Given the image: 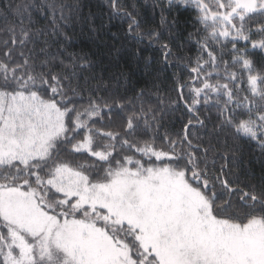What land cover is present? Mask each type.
<instances>
[{
	"label": "snow or ice",
	"instance_id": "6c2138e0",
	"mask_svg": "<svg viewBox=\"0 0 264 264\" xmlns=\"http://www.w3.org/2000/svg\"><path fill=\"white\" fill-rule=\"evenodd\" d=\"M176 5L192 31L174 52ZM153 6L144 29L107 0L122 39L106 46L159 45L179 70L164 94L68 51L79 0H0V264H264V166L240 146L264 157V0Z\"/></svg>",
	"mask_w": 264,
	"mask_h": 264
},
{
	"label": "trees",
	"instance_id": "16d2710c",
	"mask_svg": "<svg viewBox=\"0 0 264 264\" xmlns=\"http://www.w3.org/2000/svg\"><path fill=\"white\" fill-rule=\"evenodd\" d=\"M68 3H74L75 0H66ZM126 3L136 5L139 18L144 21L143 28H155L160 25V10L154 8V0H125ZM80 11L73 20L68 22L64 30L70 38L68 43L69 52L86 54L97 67L91 71L99 74L101 68H108L105 78L113 74L123 73L121 83L126 86H144L145 82L149 83L155 79L157 85L161 88V94H164L172 83L173 74L179 70L175 67L169 68L163 64L159 45L145 47L142 53L143 58L151 57L152 62L146 66L143 58L137 59L133 56V48L127 45L125 50H121L119 54L111 52L106 45H114L120 48L121 39L112 40L113 33H119L121 27L120 21H108V9L106 7L107 0H79ZM167 15V19L171 22L173 19L178 21L175 35L172 42L173 51L183 44L187 32L192 31L190 22L192 16L190 12L184 11L179 5H176L171 14ZM113 24L115 26H113ZM104 25L105 27H101ZM168 33L165 32V36ZM144 47V45H140ZM86 73L85 75H88ZM175 99V94H172ZM186 116L183 113V107L172 113L168 118V128L170 131H179L182 123L185 122ZM242 164L249 173L256 176L262 174L261 169L264 164V157L261 156V150L254 145L241 143ZM238 171V170H237Z\"/></svg>",
	"mask_w": 264,
	"mask_h": 264
}]
</instances>
